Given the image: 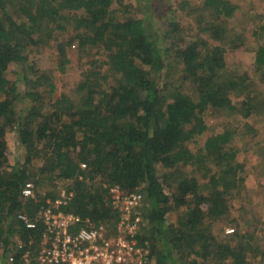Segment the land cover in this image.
<instances>
[{
	"label": "trees",
	"instance_id": "trees-1",
	"mask_svg": "<svg viewBox=\"0 0 264 264\" xmlns=\"http://www.w3.org/2000/svg\"><path fill=\"white\" fill-rule=\"evenodd\" d=\"M125 1L0 0L1 264L20 244L23 253L30 241L39 242L45 227L38 216L46 208L58 206L79 217L81 228H104L105 237L113 236L125 214L116 196L133 194L143 196L132 211L142 224L134 239L156 264H180V256L188 264H252L259 257L255 264L264 263V252L255 250L260 246L247 242L248 234L238 227L220 237L224 230L219 224L230 215L229 198L244 181L245 166L236 164L238 150L229 146L231 134L219 133L204 147H192L209 130V109L236 108L229 92L245 79L218 80L228 69V51L243 43L231 40L224 24L213 21L200 27L197 39H186L177 21L178 12L189 5L183 0L177 9L170 8L171 29L163 36L181 31L179 40L163 48L148 28L153 9L138 18ZM205 5L223 19L238 10L228 0H205ZM12 6L22 16L10 13ZM195 21L200 23L201 16ZM203 33L216 42L210 45ZM52 40L60 72L71 63V50L106 55L101 64L96 59L79 64L76 95L55 97L56 73L29 61L35 48ZM255 64L264 68L263 46ZM11 66L27 70L13 80ZM178 67L183 74L175 86L172 74ZM12 131L26 152L22 164L10 160L7 136ZM188 166L189 175L184 173ZM161 168L181 177L170 182ZM29 182L33 198L22 194ZM20 215L37 222L36 228H27Z\"/></svg>",
	"mask_w": 264,
	"mask_h": 264
},
{
	"label": "rangeland",
	"instance_id": "rangeland-1",
	"mask_svg": "<svg viewBox=\"0 0 264 264\" xmlns=\"http://www.w3.org/2000/svg\"><path fill=\"white\" fill-rule=\"evenodd\" d=\"M183 0H126L125 6L129 7V11L133 16L145 18L146 14H150L153 9L155 12L151 17L148 28L155 33L160 39L161 46L173 47L179 40L180 32L171 35L166 39L163 38L167 32H170L171 27L168 26L167 14L170 8L177 9ZM238 6V10L234 16L229 19H223L214 11L207 8L205 0H188V7L178 12L177 21L182 25L180 30L184 32L186 39H197V32H200V27L206 25L208 21H213L215 24L223 23L227 36L230 39H236L243 43L239 48L228 51L227 71L226 74L218 80L219 84H225L227 77L242 76L245 82H240L238 89L231 90L229 93L233 97V103L236 108L233 111L209 109L205 114V121L209 130L201 137L199 146L192 144L193 149L204 147L207 139L219 133L229 132L231 141L229 146L238 150L236 164L245 166L241 173L244 180L240 182V187L233 191L229 198V213L219 224L220 229L224 230L221 236L227 234L226 230H234L236 227L243 233L248 234L245 238L247 242L253 245L260 246L255 249L259 253L264 252V68H257L255 64L256 52L260 46L264 47V0H228ZM116 7V6H115ZM174 11V10H172ZM9 12L14 16H22L17 7H10ZM198 23L195 19H199ZM1 17V14H0ZM71 32V31H70ZM205 40H210L208 43L212 45L216 41L212 40L209 33L200 35ZM227 37V38H228ZM55 41H51V45H46L43 49L35 50L30 53V62L36 63L38 69L42 71L53 70L55 81L57 82V91L55 97H58L61 92L69 95H76L75 89L82 79V70L79 64L98 60L101 64L106 59L105 54L93 55L89 53H79L76 50L68 52V59L71 60L65 72H60L58 65V54L53 49ZM27 67L11 66L8 70L10 79L16 80ZM235 72V73H233ZM182 68H174L173 81L175 86H180L182 79ZM217 83V82H216ZM186 91V90H185ZM195 100L198 97L194 96ZM235 98V99H234ZM2 96L0 97V100ZM24 102L20 105L22 110ZM8 149L10 152V160L12 164H22L25 159V149L20 144L17 131H12L7 136ZM212 165V164H211ZM207 169V166H205ZM214 166H209L208 170L214 169ZM162 174H169L170 182H174L177 178L173 175L172 170L160 169ZM192 167L188 166L184 169V173L189 175ZM205 172V170H204ZM205 180V179H203ZM43 192V191H42ZM232 192V191H231ZM124 218L130 219V216L135 223L142 226L139 216H136L131 210H124ZM123 218V219H124ZM175 218L172 220L175 221ZM235 224V225H234ZM137 228V225H135ZM118 229H120V224ZM117 232L115 235H108V238H116L119 235H128L129 231ZM101 234L107 233L103 228ZM105 236V235H103ZM147 256H144L145 264H156L155 257H150L151 252L144 249ZM258 253V254H259ZM182 261L180 264H188L190 260H185L184 256L179 257ZM137 259V257H135ZM262 258L253 259L255 264L261 261ZM4 261L1 258L0 264ZM260 264H264L261 262Z\"/></svg>",
	"mask_w": 264,
	"mask_h": 264
},
{
	"label": "built area",
	"instance_id": "built-area-1",
	"mask_svg": "<svg viewBox=\"0 0 264 264\" xmlns=\"http://www.w3.org/2000/svg\"><path fill=\"white\" fill-rule=\"evenodd\" d=\"M22 194L25 198H33L34 184L27 183ZM64 196L65 194L62 195ZM142 201L141 194H133L124 199L117 195L115 204L133 211ZM58 208H46L39 214L38 219L42 220L45 227L39 242L35 244L30 241L23 253L19 252L24 248L20 244L15 254L7 256L5 264H145V248L138 246L134 239L139 229L138 223L136 224L131 216L130 219L123 216L118 229L119 232L123 229L129 231V234L113 239L103 236L99 230L81 228L79 217L64 214L58 211ZM19 217L27 228H36L37 222L29 220L25 215ZM233 232L234 230H227L228 234Z\"/></svg>",
	"mask_w": 264,
	"mask_h": 264
}]
</instances>
